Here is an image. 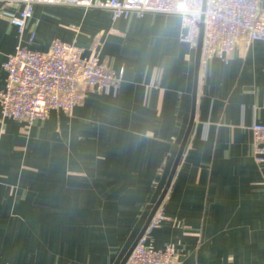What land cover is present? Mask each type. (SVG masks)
Listing matches in <instances>:
<instances>
[{
  "label": "crops",
  "instance_id": "obj_1",
  "mask_svg": "<svg viewBox=\"0 0 264 264\" xmlns=\"http://www.w3.org/2000/svg\"><path fill=\"white\" fill-rule=\"evenodd\" d=\"M17 12L0 6V91L21 40L43 53L54 39L74 43L124 79L31 125L2 121L0 106V264H121L193 116L166 219L147 240L173 247L178 264H264V165L251 130L264 124V42L212 58L195 97L197 46L181 40L179 16L37 5L21 37Z\"/></svg>",
  "mask_w": 264,
  "mask_h": 264
},
{
  "label": "built area",
  "instance_id": "obj_2",
  "mask_svg": "<svg viewBox=\"0 0 264 264\" xmlns=\"http://www.w3.org/2000/svg\"><path fill=\"white\" fill-rule=\"evenodd\" d=\"M37 5L108 10L114 19L136 14L176 15L182 21L181 40L195 48L204 24L200 71L218 57L227 62L240 46L264 42V0H0V6L18 8L11 25L24 35ZM33 34L30 42L35 40ZM6 83L0 91L2 121L28 125L48 118L53 110L72 114L89 88L108 92L123 82L124 71L115 72L99 54L86 55L74 43L54 39L47 53L35 51L22 40L4 62ZM254 152L264 165V124L254 123ZM163 204L153 216L125 264H178L173 247L156 249L148 235L165 221Z\"/></svg>",
  "mask_w": 264,
  "mask_h": 264
},
{
  "label": "water",
  "instance_id": "obj_3",
  "mask_svg": "<svg viewBox=\"0 0 264 264\" xmlns=\"http://www.w3.org/2000/svg\"><path fill=\"white\" fill-rule=\"evenodd\" d=\"M203 36H204V24L202 23L201 24V32H200V36H199V39H198V43H197V58H196V74H195V91H194V96L196 97V93H197V87H198V83H199V77H200V63H201V53H202V47H203ZM193 123H194V116L192 117V120H191V123H190V126H189V129L187 131V134L184 138V141L182 143V146L180 148V151H179V154H178V157L176 159V162L174 164V167H173V170H172V173H171V176H170V179H169V183L164 191V193L162 194L161 198L158 200L157 204L155 205L154 209L152 210L148 220H147V223L144 227V229L142 230L141 234L139 235L137 241L135 242V244L133 245L132 249L129 251V253L126 255L125 259L122 261L121 264H125L129 258V256L131 255V253L133 252L134 248L136 247L137 243L139 242V240L144 236V234L146 233V230L153 218V216L155 215L156 211L158 210V208L160 207V205L163 203L164 199H165V196L167 194V191L169 189V186L171 184V181L175 175V172L179 166V163L181 161V158L183 156V153L185 151V147H186V144H187V140L189 138V135H190V132H191V129H192V126H193Z\"/></svg>",
  "mask_w": 264,
  "mask_h": 264
}]
</instances>
